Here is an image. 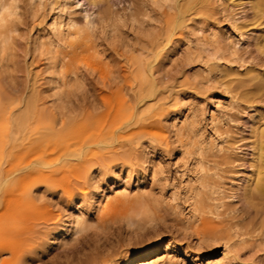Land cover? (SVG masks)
<instances>
[{
	"label": "rangeland",
	"instance_id": "rangeland-1",
	"mask_svg": "<svg viewBox=\"0 0 264 264\" xmlns=\"http://www.w3.org/2000/svg\"><path fill=\"white\" fill-rule=\"evenodd\" d=\"M3 1L0 141L28 99L53 139L0 158L29 165L0 184V263L10 240L33 248L23 264H118L158 242L157 264H264V205L240 189L264 128V15L247 0ZM54 17L76 25L59 36ZM123 190L138 228L95 204ZM76 216L85 228L55 245Z\"/></svg>",
	"mask_w": 264,
	"mask_h": 264
},
{
	"label": "bare ground",
	"instance_id": "bare-ground-1",
	"mask_svg": "<svg viewBox=\"0 0 264 264\" xmlns=\"http://www.w3.org/2000/svg\"><path fill=\"white\" fill-rule=\"evenodd\" d=\"M3 1V0H2ZM94 2V0H92ZM4 2V1H3ZM233 7H239L244 4L242 0H231ZM247 4H249L252 9L255 10L256 14L259 13L264 15V0H247ZM8 6L6 3H0V22L1 25L5 19V12ZM75 22L70 17L67 19L65 23L61 20H57V18L52 19L51 23V31L52 33H58L59 36H63V29L66 26V29L69 30L75 27ZM260 36L256 37V45L260 47H264V41L260 39ZM161 42V41H160ZM165 46V45H164ZM163 46L161 43H156L152 47V53L154 55L153 59H156L160 56V52L162 51ZM151 50V48H150ZM150 50L148 52H150ZM148 53H146L147 55ZM145 58H148L146 57ZM151 57V55H150ZM149 57V58H150ZM145 60V59H143ZM141 62V60H140ZM145 62V61H144ZM147 65L148 61L146 60ZM151 62V61H149ZM142 63V62H141ZM140 63V64H141ZM150 64V63H149ZM145 66V65H144ZM148 67L144 68L142 64L137 68L139 75H142L140 82H138V92H146L148 94L153 95L155 89L154 78L152 77V71L150 69L147 70ZM151 68V66H150ZM136 71V73H137ZM152 72V73H151ZM138 80V79H137ZM144 81L147 83L144 87ZM157 91V90H156ZM155 93V92H154ZM35 99H28L24 102V109L21 112L13 115L11 117V128L9 133L5 134V138L0 141V158L4 157L5 154L9 155L11 151L15 148H20V150H24L29 147L31 150H36L38 147L46 141H51L53 139L52 134H50V128H45L41 124L42 114L40 109L37 108L38 104H36ZM259 137L257 138L255 151L252 154L251 159V173L246 176V180H244L241 189L242 198L246 201L248 206L256 207L257 205H264V128L259 131ZM52 143V141L50 142ZM255 144V143H254ZM35 162V161H34ZM26 165V164H25ZM37 165H31L32 168ZM26 169L29 165L24 166ZM24 167L15 166L10 164L5 168H0V184L10 179L14 178L17 173L18 175L22 173ZM33 169H31L33 171ZM29 170V169H28ZM35 170V169H34ZM30 171V170H29ZM31 172V171H30ZM29 173V172H28ZM22 175V174H21ZM13 180V179H12ZM105 190H101V196H104ZM33 194V193H32ZM34 196V195H33ZM107 202L103 206L101 199L96 200L95 204L97 207H101L103 213H107L108 210L120 212L123 215L122 220L129 227L135 226L140 227V221L145 218L146 213L142 209H135L132 204L133 200L129 199V196L125 191H116L113 196L106 195ZM4 201V197L0 195V206ZM20 204L23 206L27 205L31 207L34 205L32 195L28 193L27 190H22L20 192L19 197ZM135 201V200H134ZM99 210V209H98ZM69 217V216H68ZM67 217V218H68ZM66 218V219H67ZM70 218V217H69ZM85 228V223L79 217L72 218L69 221H65L61 225V230L59 232V236L54 239V243L59 244L64 242L65 235L70 231L73 234H77ZM12 241H7L4 245L3 251H7L9 256L6 259L1 260L0 264H23L24 255L30 253L32 251V247H27L26 249H22L18 245L12 244ZM160 242H158L154 248L144 250L142 252L136 253L135 258H131L127 256L123 258L121 263L118 264H157V261L160 259L156 252L159 250ZM76 264H106L107 262H111L110 259H91V260H81L77 259ZM74 263V264H75Z\"/></svg>",
	"mask_w": 264,
	"mask_h": 264
}]
</instances>
